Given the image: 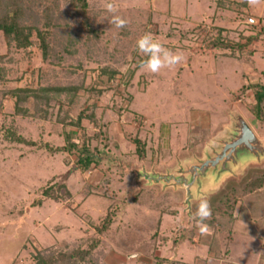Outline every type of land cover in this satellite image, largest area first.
<instances>
[{"label": "rangeland", "instance_id": "obj_1", "mask_svg": "<svg viewBox=\"0 0 264 264\" xmlns=\"http://www.w3.org/2000/svg\"><path fill=\"white\" fill-rule=\"evenodd\" d=\"M20 2L23 24L47 31L48 54L34 32L24 49L0 33V264L89 249L81 264H264V187L245 192L264 177V121L250 111L264 84V4L87 0L76 15L64 0ZM145 32L186 61L157 74L138 67ZM47 87L79 90L46 102ZM15 90L40 97L20 105L25 115L15 113ZM80 113L93 121L71 126ZM240 121L256 155L238 151L193 181L190 168L219 155ZM83 151L94 161L87 171L76 167ZM229 192L230 217L219 202ZM203 198L209 236L192 218Z\"/></svg>", "mask_w": 264, "mask_h": 264}, {"label": "trees", "instance_id": "obj_2", "mask_svg": "<svg viewBox=\"0 0 264 264\" xmlns=\"http://www.w3.org/2000/svg\"><path fill=\"white\" fill-rule=\"evenodd\" d=\"M21 0H0V33H2L6 39L8 45L14 43L16 48L24 49L31 45L30 37L34 32L39 40L40 48L42 50L43 58L45 59L48 54V48L46 43L47 31L41 30L38 27H26L24 23V13L26 10L23 9ZM66 1L72 9L76 12V15L84 13L87 9V0H64ZM47 20V19H46ZM47 27V25H46ZM221 46V45H220ZM77 87L74 88H43L40 90V94H43V98L46 102L50 99L48 94L54 92L56 95L69 94L71 93L73 97L78 93ZM21 94H25L21 97ZM33 94V95H32ZM12 97L16 99L15 110L18 115H25L26 111L20 109V105L25 103L29 96L34 99L40 98L35 91L32 90H15L11 93ZM42 96V95H40ZM255 104L251 108V113L256 119L264 121V84L258 86L254 93ZM93 121V116H85L80 113L78 118L74 121L71 120V126L80 127L82 120ZM67 138V142H68ZM14 141L21 143V139L14 138ZM138 144L139 141H135ZM71 148L73 146H70ZM63 150V149H62ZM86 152V153H85ZM139 152V150H138ZM94 164L92 158L89 156L87 151H83L81 157L77 159L76 167L79 170L87 171L89 167ZM264 187V177H253L250 184L247 185L245 192L250 194ZM43 197L52 199L54 201L58 200V196H55L50 189L43 192ZM234 194L229 192L227 195L220 198V204L223 208L227 210L226 215L230 217L232 207L234 205ZM42 200L36 201V206H40ZM230 212V213H229ZM211 224V223H210ZM95 245H93L94 247ZM89 250H77L71 253H65L60 255L57 259H54L52 255L37 254L34 258L35 264H81L87 263L85 259L89 257Z\"/></svg>", "mask_w": 264, "mask_h": 264}, {"label": "clouds", "instance_id": "obj_3", "mask_svg": "<svg viewBox=\"0 0 264 264\" xmlns=\"http://www.w3.org/2000/svg\"><path fill=\"white\" fill-rule=\"evenodd\" d=\"M245 2L250 7L264 4V0H245ZM104 8L109 13H115L117 11L116 6L111 2H106L104 4ZM253 22V20H249V23ZM111 23L115 25L116 28L122 29L127 26L128 21L119 15H113ZM136 49L138 53L146 57L140 61L138 67L153 74L161 72L162 69L180 65L186 61V57L183 53L174 52L171 49L164 47L151 32H145L137 39ZM212 215L213 213L210 200L207 198L201 199L192 218L195 221V226L202 236H209L212 234L210 224L206 223V221L211 220ZM139 256L140 253L132 252L129 254L128 260H138ZM101 264H103L102 261Z\"/></svg>", "mask_w": 264, "mask_h": 264}, {"label": "water", "instance_id": "obj_4", "mask_svg": "<svg viewBox=\"0 0 264 264\" xmlns=\"http://www.w3.org/2000/svg\"><path fill=\"white\" fill-rule=\"evenodd\" d=\"M238 151H247L252 155H256V139L244 121H240L238 126V135L230 143H226L222 152L214 159L202 163L200 166H193L189 170V174L193 176V181L199 176L204 175L208 169H216L220 164L224 168L225 164L234 160ZM186 183V181H185ZM192 185V184H190ZM189 190L187 189V192Z\"/></svg>", "mask_w": 264, "mask_h": 264}]
</instances>
